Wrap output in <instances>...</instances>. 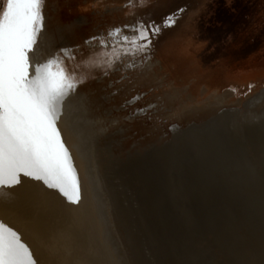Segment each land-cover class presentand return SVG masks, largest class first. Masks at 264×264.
<instances>
[{
	"label": "bare ground",
	"instance_id": "bare-ground-1",
	"mask_svg": "<svg viewBox=\"0 0 264 264\" xmlns=\"http://www.w3.org/2000/svg\"><path fill=\"white\" fill-rule=\"evenodd\" d=\"M36 48L34 60L57 53L44 27ZM149 78L142 73L136 86ZM80 86L57 125L80 202L23 174L0 196V221L36 264H264V91L239 107L216 95V111L201 119L184 107L186 123L173 122L169 139L130 149L124 168L103 178L96 154H116L113 138L98 100Z\"/></svg>",
	"mask_w": 264,
	"mask_h": 264
},
{
	"label": "rangeland",
	"instance_id": "rangeland-1",
	"mask_svg": "<svg viewBox=\"0 0 264 264\" xmlns=\"http://www.w3.org/2000/svg\"><path fill=\"white\" fill-rule=\"evenodd\" d=\"M43 15L47 44L57 53L70 50L66 64L85 78L80 87L98 100L108 121L119 159L97 150L103 178L124 168L130 149L169 139L173 122L186 123V115L178 118L184 107H195L186 113L201 119L216 111V95L225 94L223 105L239 107L264 91V0H143L142 6L141 0H43ZM137 21L160 26L150 46L113 51L120 38L108 33L123 29L131 36L125 25ZM93 37H106L107 46ZM146 71L153 82L136 86Z\"/></svg>",
	"mask_w": 264,
	"mask_h": 264
},
{
	"label": "snow or ice",
	"instance_id": "snow-or-ice-1",
	"mask_svg": "<svg viewBox=\"0 0 264 264\" xmlns=\"http://www.w3.org/2000/svg\"><path fill=\"white\" fill-rule=\"evenodd\" d=\"M43 27V0H6L0 10V196L19 185L23 174L78 204L79 180L57 125L65 101L83 80L65 62V56L73 58L70 50L34 60ZM125 28L133 35L123 29L108 33L120 38L113 51L118 46L124 54L147 49L160 31V26L140 21ZM92 40L108 43L106 37ZM115 59L119 56L111 62ZM0 264H36L20 235L2 221Z\"/></svg>",
	"mask_w": 264,
	"mask_h": 264
},
{
	"label": "water",
	"instance_id": "water-1",
	"mask_svg": "<svg viewBox=\"0 0 264 264\" xmlns=\"http://www.w3.org/2000/svg\"><path fill=\"white\" fill-rule=\"evenodd\" d=\"M220 202H222V200H221ZM223 204H224V203H223ZM155 216L158 217L160 220H162V218H161L160 215H155ZM234 216H235V215H234ZM231 219H232V218H231ZM231 219H230V220H231ZM156 222H157V221H156ZM160 223H162V225H160L161 228L166 227V226H163V223H164V222H160ZM179 224H181V222H179ZM180 228L186 229L185 226H181Z\"/></svg>",
	"mask_w": 264,
	"mask_h": 264
}]
</instances>
